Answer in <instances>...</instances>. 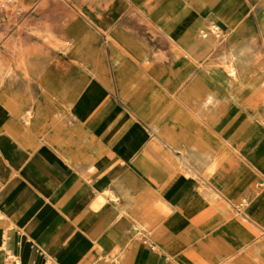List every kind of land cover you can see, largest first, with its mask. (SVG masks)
Returning <instances> with one entry per match:
<instances>
[{"label": "crops", "instance_id": "obj_1", "mask_svg": "<svg viewBox=\"0 0 264 264\" xmlns=\"http://www.w3.org/2000/svg\"><path fill=\"white\" fill-rule=\"evenodd\" d=\"M211 24L221 40L201 37ZM68 41L53 64L20 59L37 95L25 83L0 89V103L43 126L6 120L0 264L117 261L123 244L125 264H264V0H117L115 13L87 0ZM39 74L73 95L104 88L97 120L88 103L87 115L81 103L53 120Z\"/></svg>", "mask_w": 264, "mask_h": 264}, {"label": "rangeland", "instance_id": "obj_2", "mask_svg": "<svg viewBox=\"0 0 264 264\" xmlns=\"http://www.w3.org/2000/svg\"><path fill=\"white\" fill-rule=\"evenodd\" d=\"M92 1L97 3L99 9L100 5L104 10L107 8L112 13H115L117 9V0ZM85 22H87V0H0V89L4 84L7 85L6 82L13 84L17 90L25 83L27 85V92L37 95L38 90L34 86V83L30 79L24 81L20 74V59L22 56L30 59L38 55L39 57L45 58L44 63H47L46 61L49 64L55 63L60 56L66 55L62 51H68L65 48L72 45L68 41V38L75 28V25ZM203 31L208 32L209 26ZM222 36L223 32L219 28L216 38L221 40ZM71 55L81 63L87 62V49H73ZM11 67L13 70H11ZM142 70V72L148 73V69L142 68ZM230 75L232 76L234 74L231 73ZM37 80L42 90L39 104L48 109L46 112L52 115L53 120L56 122L59 121L60 117L63 116L61 111H66L68 107L70 109L73 106L77 107L81 103H85L84 107H82L86 112L85 115H87V103L91 111L90 114H92L87 119V122L97 120V115L95 117L94 112L98 104L105 97L106 91L104 88L92 82L89 85L75 89L73 95L64 87L62 82L52 77L39 74ZM147 82V78L145 80H138L135 86L136 91L145 92L150 86ZM46 97L49 99L48 102H46ZM211 101H213V98L209 96L206 104ZM118 103L123 108L128 109L124 102L118 101ZM0 104L2 105L0 107L2 113L0 130H6L7 132L0 134V142L4 141L10 144L8 132L12 127H8L9 125L6 123L10 115L15 119L24 120L25 124L28 125L27 129L37 130L43 127L42 123L35 122L34 118L21 116L19 111H17L18 109L12 106H6L7 100ZM129 105L150 128L154 131L162 132L160 127L161 120H156L152 115H148L145 111L147 109L144 110L142 107L134 106L131 103ZM208 171L212 172L211 166L208 167ZM163 207L164 205L162 206V211H164ZM137 227V233L139 234L142 232V226L138 225ZM143 241L144 239H140L142 245L147 246ZM125 252L126 245L123 244L122 254L119 260L111 261L105 253H102L101 256H98L101 261L99 260L94 264H125L123 260ZM8 258L9 256L5 258V261ZM131 262V260H127V264H131ZM9 263L11 264L12 261H9ZM133 264L137 263L134 262Z\"/></svg>", "mask_w": 264, "mask_h": 264}, {"label": "built area", "instance_id": "obj_3", "mask_svg": "<svg viewBox=\"0 0 264 264\" xmlns=\"http://www.w3.org/2000/svg\"><path fill=\"white\" fill-rule=\"evenodd\" d=\"M218 32H219V27L217 25H215V24H211L210 27H209V31L208 32H205V31L201 32V37L203 39H207L210 36L217 37Z\"/></svg>", "mask_w": 264, "mask_h": 264}, {"label": "bare ground", "instance_id": "obj_4", "mask_svg": "<svg viewBox=\"0 0 264 264\" xmlns=\"http://www.w3.org/2000/svg\"><path fill=\"white\" fill-rule=\"evenodd\" d=\"M183 122V121H182ZM185 124V122H183ZM6 249V248H5ZM13 264H20L18 261H14Z\"/></svg>", "mask_w": 264, "mask_h": 264}]
</instances>
